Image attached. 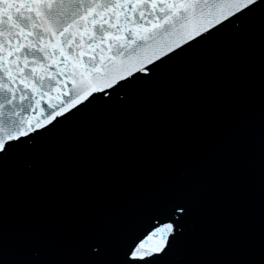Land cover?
I'll use <instances>...</instances> for the list:
<instances>
[{
    "label": "snow or ice",
    "instance_id": "6c2138e0",
    "mask_svg": "<svg viewBox=\"0 0 264 264\" xmlns=\"http://www.w3.org/2000/svg\"><path fill=\"white\" fill-rule=\"evenodd\" d=\"M0 264H264V0H0Z\"/></svg>",
    "mask_w": 264,
    "mask_h": 264
}]
</instances>
